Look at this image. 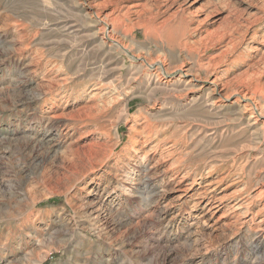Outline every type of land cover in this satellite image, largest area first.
<instances>
[{
	"label": "rangeland",
	"instance_id": "1",
	"mask_svg": "<svg viewBox=\"0 0 264 264\" xmlns=\"http://www.w3.org/2000/svg\"><path fill=\"white\" fill-rule=\"evenodd\" d=\"M0 264H264V0H0Z\"/></svg>",
	"mask_w": 264,
	"mask_h": 264
}]
</instances>
